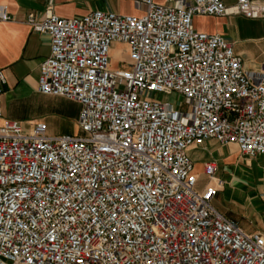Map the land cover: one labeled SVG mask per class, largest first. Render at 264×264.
I'll list each match as a JSON object with an SVG mask.
<instances>
[{
  "label": "built area",
  "instance_id": "1",
  "mask_svg": "<svg viewBox=\"0 0 264 264\" xmlns=\"http://www.w3.org/2000/svg\"><path fill=\"white\" fill-rule=\"evenodd\" d=\"M134 3L140 15L63 18L47 7L28 17L50 39L37 92L77 103L78 131L0 124V264H264V232L245 233L211 205L225 184L216 163L203 164L198 188L188 156L208 139L244 158L264 153V64L245 69L231 41L192 22L264 19V3ZM4 84L0 69V95ZM172 93L189 109L148 96Z\"/></svg>",
  "mask_w": 264,
  "mask_h": 264
},
{
  "label": "crops",
  "instance_id": "2",
  "mask_svg": "<svg viewBox=\"0 0 264 264\" xmlns=\"http://www.w3.org/2000/svg\"><path fill=\"white\" fill-rule=\"evenodd\" d=\"M222 1L226 6L235 3V0ZM255 1L264 3V0ZM2 5L6 7L11 19L0 21V69L5 76L0 95V124L4 120L17 121L23 129L28 130L38 121L46 124V119L50 117L57 120L55 125L62 130L71 127L65 121L68 118L73 120L74 130L77 132L79 105L70 102L77 107V111L69 113L55 105L56 99L61 97L52 98L37 92L39 65L49 55L50 39L47 33L32 31L28 17L33 15L41 18L47 7L63 18H79L93 10L129 15H140L142 10L136 7L134 0H0V6ZM247 21L258 23L261 34L242 31L241 25ZM192 22L197 32L217 33L231 41L245 69L258 71L262 68L264 19H247L238 14L196 15ZM188 156L198 175V188L203 187L206 182L202 175L206 161L216 163V176L225 181L218 191L225 193L227 205L219 207L214 196L211 200L213 208L247 234L264 232V153L244 158L234 144L221 146L208 139L200 145L190 147Z\"/></svg>",
  "mask_w": 264,
  "mask_h": 264
},
{
  "label": "rangeland",
  "instance_id": "3",
  "mask_svg": "<svg viewBox=\"0 0 264 264\" xmlns=\"http://www.w3.org/2000/svg\"><path fill=\"white\" fill-rule=\"evenodd\" d=\"M259 24L255 23V22H243L242 25H241V29L242 31H247V33L249 32H252L254 31V34H261V29L259 28ZM260 32V33H259ZM123 48V45L121 44H118V43H113L112 46H111V63H113L114 66H118V67H123V64L122 63H118L117 62V57H118V50L119 49H122ZM149 97L151 98H155V99H159V100H162V101H167L169 102L170 104H172V106L175 108V109H179L181 111H186L189 109V106L187 104H185L184 100H183V97L179 94H175V93H172V94H168V95H157V94H149L148 95ZM52 98H58V97H52ZM70 102H73V101H70V100H67L65 98H60L59 100L56 99L55 101V105H59L60 107H62L63 109H65L67 112H76L77 111V107L70 103ZM75 103V102H73ZM77 104V103H76ZM79 110V109H78ZM57 120L55 118H47L46 119V124H47V133H52L54 134L55 136H58V135H61L62 134H73V133H76L75 130H74V125H73V120H70L68 118L65 119V121L68 123L71 124V127H68V128H64L62 130H60L56 125H55V122ZM70 126V125H69ZM215 202H217V204L219 205V207H223V206H226L227 203H226V199H225V193L224 192H221V191H218L216 194H215Z\"/></svg>",
  "mask_w": 264,
  "mask_h": 264
},
{
  "label": "bare ground",
  "instance_id": "4",
  "mask_svg": "<svg viewBox=\"0 0 264 264\" xmlns=\"http://www.w3.org/2000/svg\"><path fill=\"white\" fill-rule=\"evenodd\" d=\"M119 57V56H118Z\"/></svg>",
  "mask_w": 264,
  "mask_h": 264
}]
</instances>
